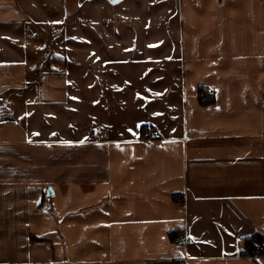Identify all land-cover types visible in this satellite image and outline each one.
I'll return each instance as SVG.
<instances>
[{
	"label": "crops",
	"instance_id": "1",
	"mask_svg": "<svg viewBox=\"0 0 264 264\" xmlns=\"http://www.w3.org/2000/svg\"><path fill=\"white\" fill-rule=\"evenodd\" d=\"M261 237L264 0H0V264H264Z\"/></svg>",
	"mask_w": 264,
	"mask_h": 264
},
{
	"label": "trees",
	"instance_id": "2",
	"mask_svg": "<svg viewBox=\"0 0 264 264\" xmlns=\"http://www.w3.org/2000/svg\"><path fill=\"white\" fill-rule=\"evenodd\" d=\"M198 99L200 105H210L216 102V93L207 86H200L198 88Z\"/></svg>",
	"mask_w": 264,
	"mask_h": 264
},
{
	"label": "built area",
	"instance_id": "3",
	"mask_svg": "<svg viewBox=\"0 0 264 264\" xmlns=\"http://www.w3.org/2000/svg\"><path fill=\"white\" fill-rule=\"evenodd\" d=\"M148 136L149 138H154L158 136V130L156 127H150L148 129ZM178 203H181V200L178 201ZM255 258H264V237H261L256 242L255 252H254Z\"/></svg>",
	"mask_w": 264,
	"mask_h": 264
},
{
	"label": "water",
	"instance_id": "4",
	"mask_svg": "<svg viewBox=\"0 0 264 264\" xmlns=\"http://www.w3.org/2000/svg\"><path fill=\"white\" fill-rule=\"evenodd\" d=\"M109 2H111V3H118V2H120V1H122V0H108ZM54 193V191L52 190V188L51 187H49V188H47L46 189V195L47 196H50V195H52Z\"/></svg>",
	"mask_w": 264,
	"mask_h": 264
},
{
	"label": "rangeland",
	"instance_id": "5",
	"mask_svg": "<svg viewBox=\"0 0 264 264\" xmlns=\"http://www.w3.org/2000/svg\"><path fill=\"white\" fill-rule=\"evenodd\" d=\"M45 60L46 59L43 60V57H42V59L40 58L39 63H38V66L39 67H42V68L47 67L48 66V62H46Z\"/></svg>",
	"mask_w": 264,
	"mask_h": 264
},
{
	"label": "snow or ice",
	"instance_id": "6",
	"mask_svg": "<svg viewBox=\"0 0 264 264\" xmlns=\"http://www.w3.org/2000/svg\"><path fill=\"white\" fill-rule=\"evenodd\" d=\"M150 47H153V46L150 45ZM157 95H159V94H157ZM129 131H131V130H129ZM37 135H38V134H37Z\"/></svg>",
	"mask_w": 264,
	"mask_h": 264
}]
</instances>
